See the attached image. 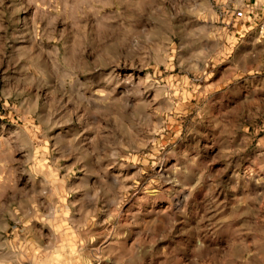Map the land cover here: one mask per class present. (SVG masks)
<instances>
[{
	"label": "rangeland",
	"instance_id": "1",
	"mask_svg": "<svg viewBox=\"0 0 264 264\" xmlns=\"http://www.w3.org/2000/svg\"><path fill=\"white\" fill-rule=\"evenodd\" d=\"M264 0H0V264H264Z\"/></svg>",
	"mask_w": 264,
	"mask_h": 264
},
{
	"label": "built area",
	"instance_id": "2",
	"mask_svg": "<svg viewBox=\"0 0 264 264\" xmlns=\"http://www.w3.org/2000/svg\"><path fill=\"white\" fill-rule=\"evenodd\" d=\"M260 20L258 21V31L259 33H264V15L260 18Z\"/></svg>",
	"mask_w": 264,
	"mask_h": 264
}]
</instances>
